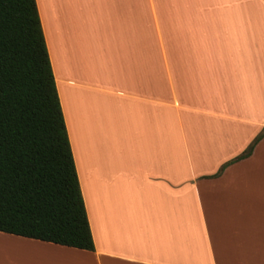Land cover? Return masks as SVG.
<instances>
[{
    "label": "crops",
    "instance_id": "crops-1",
    "mask_svg": "<svg viewBox=\"0 0 264 264\" xmlns=\"http://www.w3.org/2000/svg\"><path fill=\"white\" fill-rule=\"evenodd\" d=\"M36 1L95 249L0 264H264V0Z\"/></svg>",
    "mask_w": 264,
    "mask_h": 264
},
{
    "label": "trees",
    "instance_id": "trees-1",
    "mask_svg": "<svg viewBox=\"0 0 264 264\" xmlns=\"http://www.w3.org/2000/svg\"><path fill=\"white\" fill-rule=\"evenodd\" d=\"M0 231L95 249L36 0H0Z\"/></svg>",
    "mask_w": 264,
    "mask_h": 264
}]
</instances>
